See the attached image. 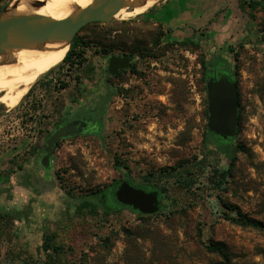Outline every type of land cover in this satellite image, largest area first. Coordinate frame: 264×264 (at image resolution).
I'll return each mask as SVG.
<instances>
[{"label": "rangeland", "instance_id": "1", "mask_svg": "<svg viewBox=\"0 0 264 264\" xmlns=\"http://www.w3.org/2000/svg\"><path fill=\"white\" fill-rule=\"evenodd\" d=\"M243 16L225 42L215 43V58L210 46L187 47L138 16L89 26L80 34L88 43L81 46L83 66L55 67L12 110L0 103V264H44L50 233L65 249L64 264H264V232L224 216L239 212L264 224V10L247 7ZM103 45L113 49L104 53ZM115 55L131 67L112 78L105 67ZM203 55L210 70L220 64L235 77L240 93V132L229 146L237 160L222 194L209 177L214 167H228L227 148L208 133ZM91 107L104 109L100 131L60 141L45 168L57 123ZM179 165L196 183L192 190L174 180L158 183L157 190L167 189L158 215L77 210L116 181L129 177L141 186L148 174ZM110 204L118 205L113 198ZM199 225L204 243L226 246L228 262L199 243Z\"/></svg>", "mask_w": 264, "mask_h": 264}, {"label": "water", "instance_id": "2", "mask_svg": "<svg viewBox=\"0 0 264 264\" xmlns=\"http://www.w3.org/2000/svg\"><path fill=\"white\" fill-rule=\"evenodd\" d=\"M15 1L10 0L0 13V57L54 44L69 45L70 48L75 37L87 25L114 23L119 20L122 11H133L139 5H146V0H92L86 8H77L69 16L59 19L35 14H12L10 7ZM46 4L47 1H39L31 6L40 9ZM129 67V58L114 59L109 71L115 75L119 70ZM218 67L212 68L206 82L209 114L207 128L219 144H227L235 140L239 132V88L235 77L219 71ZM78 125L75 122L54 130L47 141L46 155L42 160L45 168L50 166V159L59 140L72 136ZM161 196L158 190L139 188L128 180L122 181L112 194L120 206L146 216L160 212L163 208Z\"/></svg>", "mask_w": 264, "mask_h": 264}, {"label": "trees", "instance_id": "3", "mask_svg": "<svg viewBox=\"0 0 264 264\" xmlns=\"http://www.w3.org/2000/svg\"><path fill=\"white\" fill-rule=\"evenodd\" d=\"M9 1L10 0H0V2L2 3L0 10H2L3 7ZM239 4H240V9L243 12H246L247 7H249L252 11L257 10L258 8H262L264 10V5H262L261 1L250 0L249 2H247V0H239ZM138 19L141 21L147 22V23H153L154 25L158 26L159 28L164 29V24L162 22H160V20H151L150 18H148L147 13L139 15ZM102 24H107V23H92V24H89L86 27H84L78 33V35L75 37L73 43L71 44L70 50H69L65 60L58 67L62 68L63 66L68 65L69 66L68 68H70V70H73V68L83 66V64L85 62V51L81 46L83 45V46H85L84 48H86V46H88L87 45L88 43H86L83 38H80V34L84 30H86L89 26L102 25ZM162 36H163V33H160V35L157 38L158 41L160 40V38ZM184 45L187 47H194L196 50H201L203 44H202V41H200V40L184 39ZM108 48L113 49V46L112 45H103L102 51L104 53H107L108 50H106V49H108ZM229 49H230L229 51L231 53H233L235 55L238 54L236 52V50L233 49L232 47H229ZM237 57H238V55L236 56L235 61L237 60ZM201 62H202L203 71H204L203 73H204L205 91L207 93L206 82H207L208 76L211 73V70H210V67H209L207 60L205 59L204 55L201 58ZM218 65H220V64L214 65V67H217ZM54 70L55 69H52L50 72L53 73ZM132 71L133 72L136 71V66H133ZM40 82H41V78L39 79V81L36 84H39ZM48 83H49V85H51L52 81H50ZM61 86H62V88H64L66 86V84L63 82V83H61ZM34 88L35 87L31 88L30 92L28 93V95H26L25 98L29 97L33 93ZM54 88L56 89L57 86L55 85ZM239 102H240V93H239ZM206 116H207V118H209V114H208L207 110H206ZM239 118H240V124H241L240 112H239ZM239 132H240V127H239ZM239 132H238V134H239ZM208 133H209V131H208ZM209 134L214 137V135H212L211 133H209ZM215 139L217 141L216 137H215ZM216 143L218 146H226L227 150L225 151V154H226L225 156L228 160V167L225 170H221L218 167H214L212 170V173L209 177V181L211 182V184L213 185L215 190L219 191L220 194H222V193L226 192V185H227L228 180L231 177V173L235 167L236 160H237V157H236L237 151L230 149V147H229L230 143H227V144H219L218 142H216ZM238 148L241 149L242 147H238ZM116 168L119 171H122L125 167L120 166L118 161H117ZM193 176H194V173H192L191 169L179 165L178 167L173 168L170 171L165 170L159 174H152V173L148 174L147 176H145L143 178V181L145 183H144V185H141V186H138L135 182L131 181L129 179V177H127L126 180L130 181L136 187L151 189V190H157L156 187H158L157 186L158 183L163 182L164 180L167 182H169V180H174L177 184H180L183 188L188 189V190H192L193 186L196 183L195 179H192ZM121 182L122 181H120V182L116 181V182L112 183L111 185L107 186L105 190H98L97 192L90 194L88 197H92V198H94V200H91V199L83 200L81 202V204H79L77 210L79 212H88L91 215H98L101 210H103L105 215H110L114 212H120L123 210H129V211L133 212L134 214H137L143 220L153 217V215H151V216L142 215L139 212H136L131 208L120 206L119 204L116 207H113L110 204L111 198H113L112 194ZM158 191L163 196L167 192V189L161 188ZM218 199H219L220 203L223 204V206L226 209H228L231 212H236V208L234 206L223 203L224 201L221 197H218ZM113 200H115V199L113 198ZM155 215H158V213ZM224 216L226 217V220H228V221H230L236 225H239V226L245 227V228L257 229L259 231L264 232V224L263 223L255 220V219L246 217L239 212L236 213V216L235 215L230 216L228 214H224ZM197 232H198L197 235H198L199 243L205 248V250L208 253L217 254V255L221 256L222 258H224L226 262H228L227 248L223 243L215 242L213 240H210L208 244L204 243L202 241L203 230H202L200 225L197 228ZM56 239H57V237L54 233H50V234L46 235L44 238L43 245H42V251L45 254L44 264H64L63 258L65 255V249L62 245H60L57 242Z\"/></svg>", "mask_w": 264, "mask_h": 264}, {"label": "bare ground", "instance_id": "4", "mask_svg": "<svg viewBox=\"0 0 264 264\" xmlns=\"http://www.w3.org/2000/svg\"><path fill=\"white\" fill-rule=\"evenodd\" d=\"M39 1H47L46 6L40 9L31 6ZM159 1L161 0H146L145 6L139 5L131 12L122 11L121 15H142L150 9L152 11ZM91 2L92 0H16L10 7V12L16 15L35 14L60 19L69 16L77 8H86ZM69 49V45L54 44L1 56L0 103L10 110L17 107L41 77L63 63Z\"/></svg>", "mask_w": 264, "mask_h": 264}, {"label": "crops", "instance_id": "5", "mask_svg": "<svg viewBox=\"0 0 264 264\" xmlns=\"http://www.w3.org/2000/svg\"><path fill=\"white\" fill-rule=\"evenodd\" d=\"M146 13L151 20H160L173 35L210 46L212 58L215 43L225 42L233 33L230 30L239 28L244 19L239 0H163Z\"/></svg>", "mask_w": 264, "mask_h": 264}, {"label": "flooded vegetation", "instance_id": "6", "mask_svg": "<svg viewBox=\"0 0 264 264\" xmlns=\"http://www.w3.org/2000/svg\"><path fill=\"white\" fill-rule=\"evenodd\" d=\"M125 58V55H115L112 58H109L107 60V64L105 67V71L108 73V75L112 78L118 77L120 74L124 73L125 71H128L130 69V67L126 70H119L115 75H112L109 71L110 65L112 60L114 59H122ZM218 70L219 71H224L225 69L221 66L218 65ZM211 73H212V69H211ZM210 73V74H211ZM101 108H97V107H91L89 109L86 110V115H76L74 117H70V118H66L64 120H61L59 123H57V125L55 126L54 130L56 128H62L66 125L72 124L77 122L79 125L75 128L72 136L66 138H73V137H79L82 135H88V134H93V133H98L100 131V127L101 124L103 122V114H104V109L100 110ZM66 139H61L59 140V142L57 143L56 147L58 146V144L60 143V141L62 140H66ZM55 147V148H56ZM163 200V196H161Z\"/></svg>", "mask_w": 264, "mask_h": 264}]
</instances>
